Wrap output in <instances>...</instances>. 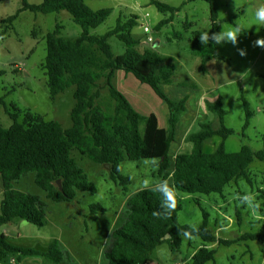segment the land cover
Returning a JSON list of instances; mask_svg holds the SVG:
<instances>
[{
	"label": "trees",
	"instance_id": "trees-1",
	"mask_svg": "<svg viewBox=\"0 0 264 264\" xmlns=\"http://www.w3.org/2000/svg\"><path fill=\"white\" fill-rule=\"evenodd\" d=\"M88 0H42L40 4H30L21 0L22 6L7 21L11 23L21 11L52 13L67 11L72 20L81 27L75 38H64L59 34L60 27L45 36L46 56L41 68L47 76L46 86L51 99L69 86H74V105L70 112L72 125L63 129L59 122L45 121L39 115L27 112L19 120L16 113L9 112L12 124L8 128L0 125V226L10 224L14 219H22L35 226L45 223L44 203L36 196L13 188V183L27 172H34L35 183L45 192L48 200L71 202L78 191L95 192L94 184L86 172L78 165L77 156L90 162L109 167V176L118 180L123 189L130 181L122 173L124 161H141L156 155V176L167 179L176 192L186 195H222L230 182L244 179L251 183L249 165L257 160L264 163V148L253 150L243 145L237 152H227L224 141L234 133L223 124L226 110L218 98L207 102L209 111L215 114L219 125L214 128L210 121L201 122L199 130L187 135L192 151L179 153L172 163L168 155L169 146L174 140L175 125L186 112L185 103L189 93L171 98L162 86L170 85L176 74L177 62L170 56L157 53L150 47L141 45L131 30L137 25L138 16L131 15L126 20L118 19L115 26L104 34H91L90 29L101 25L111 13L110 8L93 10ZM193 1V0H187ZM209 4V35L221 31L218 14L212 0ZM160 13L169 15L154 25L155 30L172 22L180 7H173L158 0H149ZM185 2L182 4L184 5ZM235 26L233 19H224ZM185 23L184 28L191 27ZM242 32L249 31L242 28ZM201 31H193L190 38L193 55L200 61L199 72L206 73V64L217 57L224 59L217 51L218 45L209 40L208 46L200 43ZM116 35L124 45V53L115 56L108 37ZM180 39L179 33H174ZM171 40V38H169ZM121 70L132 74L140 83L147 84L166 108L165 128L157 134L153 115L145 116L137 112L114 85L115 72ZM190 80L191 92L199 89ZM187 81L181 82L186 86ZM244 111L242 130L248 127L252 117L249 103L241 95ZM145 133H148L147 139ZM220 136L221 142L211 153L203 151V143L213 136ZM76 153V154H74ZM60 182L61 189L58 183ZM263 203H264V196ZM177 208L170 218H157L153 212L160 210L161 196L151 189L140 188L126 201L127 218L111 232L112 244L104 252L107 264H146L149 254L159 245L166 243L170 252L180 251L182 231L193 232L204 243L217 242L230 245L236 241L253 240L264 243V223L253 233H243L233 239L216 237L209 227V213L196 203L201 213V223L192 227L179 222L181 203L177 196ZM236 221L241 222V211L235 209ZM169 235L168 239H162ZM216 249L201 247L191 258L190 264H214ZM2 256L41 255L53 263L61 262L63 253L56 240L49 242L45 251L16 246L0 235Z\"/></svg>",
	"mask_w": 264,
	"mask_h": 264
},
{
	"label": "rangeland",
	"instance_id": "rangeland-1",
	"mask_svg": "<svg viewBox=\"0 0 264 264\" xmlns=\"http://www.w3.org/2000/svg\"><path fill=\"white\" fill-rule=\"evenodd\" d=\"M27 1L30 4L42 2V0ZM158 1L176 8L180 7V10L174 14L171 23L155 30L154 25L169 14L158 12L149 0H88L87 5L93 10L111 9L105 21L96 28L90 29V33L104 34L115 26L118 19L123 21L133 14L137 15L138 22L131 30L132 35L139 37L144 47H150L161 55L170 56L177 62L172 83L162 86L164 92L171 98L192 93L189 79L203 86L195 93L202 98L198 116L194 125L185 131V135L199 130V124L205 121H210L214 128L218 127V119L208 110L207 102L219 98L226 110L223 124L234 131L224 141L226 151L237 152L243 145L253 150L264 148V48L253 46L255 40L264 38V28L257 31L258 26L253 18L254 7L249 11L250 5L264 4V0H212L221 29L234 27L224 21V19H233L234 23L238 20L249 34L242 32L235 46L228 42L218 45L217 51L224 59L217 57L211 59L207 66V76L200 75L198 68L200 63L193 55L190 38L195 30L201 32L209 30V4L204 0ZM184 2L185 4L182 5ZM21 6V0H0V125L8 128L12 124L9 112L16 113L19 120L25 113L30 112L39 115L45 121L59 122L63 129H68L72 125L70 112L74 105V86L67 87L51 99L46 86L47 76L41 65L46 56L45 36L55 29L56 24L60 27V36L64 38L77 37L81 33V27L65 10L47 14L25 10L19 12L15 20L9 23L7 19L15 15ZM185 23H191L192 26L185 29ZM144 26L150 29L146 35ZM174 33H179L180 39H175ZM148 36L154 41L148 42ZM108 42L115 56L123 55L124 45L116 35L109 36ZM238 49L244 50L246 55L241 56ZM130 79L131 81L119 86L135 105H141L143 111L151 112L157 117L159 125L157 134L165 128L167 113L164 103L147 84L140 83L133 76ZM183 81H187L184 87L181 86ZM113 83L117 86L115 76ZM241 95L249 103L252 111L251 120L245 130H242L244 111L239 99ZM130 104L134 108L131 102ZM185 115H187L185 118L190 116L188 113L183 114V117ZM183 117L176 123L178 134L186 123ZM145 136L149 138L148 133H145ZM186 137L176 144L177 154H188L192 151L193 145L186 140ZM220 142L221 137L217 135L206 139L202 146L203 151L213 152ZM152 158H155V161ZM157 159L156 155L152 154L141 161H124L121 165L122 173L130 178L124 190L118 180L110 178L108 166L77 156L78 165L86 172L96 191H78L71 202L48 200L45 192L34 181L35 173L27 172L13 183V188L36 195L42 200L45 223L42 226H35L22 219H14L10 224L0 226V235H6V240L13 245L39 251H45L49 242L56 240L63 258L61 262L53 263L41 255L23 256L17 259L13 255L3 257L0 254V264H10V262L11 264H107L104 252L112 244L111 232L121 226L127 218L126 201L134 192L143 188L145 179L153 182L161 179L156 176ZM249 175L250 184L242 180L231 183L224 190L222 197L212 196L206 200L201 195L177 192V198L182 206L178 213L179 222L182 224L187 222V225L192 227L198 226L202 219L197 206L199 203L208 211L210 223L218 235L227 239L239 235L241 230L236 224L235 209L241 207L245 210L239 197L245 195L253 197V204L259 206L255 211L264 214L262 198L264 163L255 161L249 167ZM1 197L0 194V199ZM189 241L191 242L186 243L185 240L184 251L190 248L199 249L197 241ZM223 249L228 248L223 247ZM180 257L178 252H170L168 245L163 243L150 252L146 264H176L182 262ZM190 262L191 259L185 264Z\"/></svg>",
	"mask_w": 264,
	"mask_h": 264
},
{
	"label": "crops",
	"instance_id": "crops-1",
	"mask_svg": "<svg viewBox=\"0 0 264 264\" xmlns=\"http://www.w3.org/2000/svg\"><path fill=\"white\" fill-rule=\"evenodd\" d=\"M134 38L139 39V37H136V36ZM198 62L200 63L199 59H198ZM209 63H210V61L207 62V64H206L207 72L203 73V74L200 73V75L207 76V74H208V67L207 66H208ZM114 76L116 78V85H117L115 87L121 93H123V95L127 98V100L129 102H131L133 104L134 109L137 112H139L140 114L145 115V116L153 115L155 120H156V129H158L159 125H158V122H157V117L151 112L143 111L142 110L143 108L141 107V105H139V106H137V104L135 105L131 100H129L130 97L126 96V94L122 90V87H120V86H123L125 83H127V81H131L130 77L133 76V75L130 74V73L126 74L123 71L118 70V71L115 72ZM195 77L197 78V73L195 74ZM197 84H198V82H197ZM198 85H199V88L203 87L200 83ZM196 91H198V90H196ZM196 91L192 92V93H189L188 99H187V101L185 103L186 112L184 114H188L189 113L190 116L188 118H185L187 115H185L184 117H183V115L181 116V117H183L185 119L186 123L183 126V129L180 132V134L177 133V125H176V134H175V140H174L175 143L172 142L170 144L169 151H168V155L170 156L172 162L174 161L175 156L178 153V152H176V151H178L176 149V147H175L176 144L178 142L180 143L181 141H183V139H185V137L189 134V132H188L185 135V131L187 129L191 128L194 125V123L196 121V117L198 116L197 114H198V112L200 110V105H201V99L202 98H201V96L198 97L197 95H195ZM204 91H205V88H204ZM202 93H204V92L202 91ZM160 127H162V126H160ZM178 136H180V139H178ZM173 143L175 144L174 145V149H172ZM255 161H257V160H255ZM255 161H253L249 165V167ZM258 162H260V161H258ZM261 163H263V162H261ZM248 174H249V168H248ZM249 179H250V177H249ZM241 180L247 182L244 179H240L237 182H230L226 187H228L231 183H238ZM247 183H249V182H247ZM226 187L223 189V193H224V190L226 189ZM223 193H222L221 196L218 195V194H211L209 196L201 195V197L207 200V198H210L212 196L222 197ZM0 194L2 196V192L1 191H0ZM182 196H183V194H182ZM194 196H199V195H194ZM244 206H245V210H242V208L240 207L241 222H240V224L236 223L237 226H239V228L241 230L240 231L241 233L239 235H241L243 233L256 232L261 227L262 223H264V214H260L257 211L252 212L253 211L252 208H250L247 205H244ZM250 212H252V213H250ZM186 224H187V222H186ZM208 225H209V227H211V229L215 233L216 237L222 238V239H227V237H223L222 235H218L217 234V231L212 227V225L210 223V218H209V221H208ZM239 235H237V236H239ZM4 236H6V235H4ZM185 240H186V243L191 242L189 240L197 241L196 244L199 245V249L201 247H205L207 249H216V252L214 254V264H264V243H260V242L253 241V240H247V241H236V242H234V243H232L230 245H218L217 242L204 243L199 237H195L194 239H186V238L182 239V245H181L180 251L178 252L180 254V256H181L180 258H182V260H181L182 262H180V263L177 262L176 264H185L186 261H189L192 258V256L194 255V253L197 251V250H192L191 248L189 249L190 251L189 250L184 251L183 250L184 249V244L186 245V243H184ZM223 247H227L228 249H223ZM186 256H188L187 260L184 261V258ZM205 264H213V263L209 261V262H207Z\"/></svg>",
	"mask_w": 264,
	"mask_h": 264
},
{
	"label": "clouds",
	"instance_id": "clouds-1",
	"mask_svg": "<svg viewBox=\"0 0 264 264\" xmlns=\"http://www.w3.org/2000/svg\"><path fill=\"white\" fill-rule=\"evenodd\" d=\"M254 7L253 18L257 23V31L259 32L260 28H264V4L258 6H249V11ZM242 34V26L239 21L235 22V26L227 30H224L223 27L221 31L209 35L208 31L202 32L199 35L200 43L205 47L208 46L209 40L214 41L215 45H220L222 42H228L235 46L238 43V38ZM254 47L264 48V38H259L253 42ZM238 52L241 56H245L246 52L242 49H238ZM246 74V73H245ZM244 75V74H243ZM242 75V76H243ZM155 161V158H152ZM144 189H151L153 192L159 193L161 196L160 210L152 213L154 217L157 218H170L172 213L177 208V192L174 186L169 184L167 179L159 180L153 182L150 179H145L143 181ZM242 205H247L252 208L254 211L259 206L253 204V197L245 195L238 198ZM197 231L195 228H192L191 231H182L179 233L180 236L186 239H194L193 232Z\"/></svg>",
	"mask_w": 264,
	"mask_h": 264
},
{
	"label": "built area",
	"instance_id": "built-area-1",
	"mask_svg": "<svg viewBox=\"0 0 264 264\" xmlns=\"http://www.w3.org/2000/svg\"><path fill=\"white\" fill-rule=\"evenodd\" d=\"M144 31H145V35H146V33H149V32H150V29H149L147 26H144ZM147 41H148V42H153L152 37L148 36V37H147ZM11 263H12V262H10V264H11Z\"/></svg>",
	"mask_w": 264,
	"mask_h": 264
},
{
	"label": "water",
	"instance_id": "water-1",
	"mask_svg": "<svg viewBox=\"0 0 264 264\" xmlns=\"http://www.w3.org/2000/svg\"><path fill=\"white\" fill-rule=\"evenodd\" d=\"M57 183H58L59 189H61L60 182L58 181ZM169 237H170L169 235H166L162 239H168Z\"/></svg>",
	"mask_w": 264,
	"mask_h": 264
}]
</instances>
